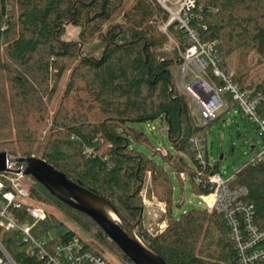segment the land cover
I'll return each mask as SVG.
<instances>
[{
  "label": "trees",
  "instance_id": "trees-1",
  "mask_svg": "<svg viewBox=\"0 0 264 264\" xmlns=\"http://www.w3.org/2000/svg\"><path fill=\"white\" fill-rule=\"evenodd\" d=\"M121 12L122 22L112 23ZM0 13V86L5 77L10 88V95L0 93V152L15 158H41L104 197L136 228L144 245L167 264H242L224 215L196 208L174 219L173 182L168 171L135 148L149 144L136 125L158 121L166 125L175 150L164 156L166 163L180 181H190L195 194L210 193V177L219 172L217 164L211 166L208 160L211 122L200 124L189 95L179 87L183 56L190 46L177 23L167 26L169 13L156 0H0ZM190 21L203 42H217L219 64L232 81L250 98L261 96L258 113L264 118V0H197ZM110 23L98 52L78 53V43L62 39L66 24L79 28L80 40L86 42ZM171 42L177 45L166 51ZM235 53L237 62L231 66L229 58ZM67 75L59 105L48 122L50 106ZM212 75L209 69L208 76L216 81L230 109L232 96L221 92L223 83ZM39 83L46 89L48 109L36 88ZM34 103L43 113L35 122L17 117L21 106ZM201 150L206 152L205 167L197 160ZM147 175L152 183L149 196L154 195L167 208L169 226L158 235L144 224L140 193ZM37 185L29 194L34 200L60 207L64 219L133 264L89 217ZM239 186L248 189L244 200L254 207L255 223L264 227V165L239 171L232 187ZM13 213L22 224L31 222L26 210ZM63 226V220L48 214L32 235L43 240ZM66 228L49 243L51 253L75 237L81 239ZM81 240L103 264H112ZM0 244L15 264H48L30 254L32 244L22 242L17 230L6 232L0 227ZM0 260L7 263L1 249Z\"/></svg>",
  "mask_w": 264,
  "mask_h": 264
},
{
  "label": "built area",
  "instance_id": "built-area-1",
  "mask_svg": "<svg viewBox=\"0 0 264 264\" xmlns=\"http://www.w3.org/2000/svg\"><path fill=\"white\" fill-rule=\"evenodd\" d=\"M156 1L170 15L167 26L177 23L178 27L186 32L190 47L183 56L184 65L181 69L180 86L182 91L189 95L194 114L196 115L197 109L202 113L204 120L199 121L200 124L206 125L215 121L217 119L215 112L218 108L226 106L225 111L230 110L222 100L217 87L214 88L200 76L208 73V70L211 69L212 76L223 83L220 88L221 92L229 93L232 96L239 111L255 126V130L263 139L260 150L250 158L246 166L264 165V118L258 113V107L262 101L261 96L250 98L243 92L219 64L217 42H203L199 34L191 27L192 11L197 6V0ZM167 26L163 28L164 32ZM193 77L194 79L190 84L185 83V80ZM209 105L210 109L207 108ZM147 126L155 130L154 126L150 124ZM197 160L203 167L207 165L204 150L198 153ZM24 170L25 166L12 163L8 165L7 171L0 172V227L6 232L19 231L22 242L32 244L30 254L38 255L41 259H45L48 264H103L101 257L87 250L84 242L78 237L55 247L52 253L48 250L49 243L55 238L51 233L48 238L43 240H37L33 237V229L39 222H43L47 218V211L40 207H27L17 200L18 195L28 197L31 194L23 187L24 181L29 182ZM181 178L186 180L184 174H181ZM235 180L236 175L230 179H225L220 172L215 173L209 180L210 193L199 196L202 201L197 208L207 209L210 213L212 211L222 213L231 228L242 264H257L264 261V227H259L255 223L254 207L244 200L249 194L248 189L244 186L233 188L232 184ZM141 194L145 197L146 191L143 189ZM144 201L146 202V198ZM19 209L26 210L31 222L22 224L13 213L14 210ZM162 211L165 212L164 209ZM3 253L7 263L0 260V264H15L5 252Z\"/></svg>",
  "mask_w": 264,
  "mask_h": 264
},
{
  "label": "rangeland",
  "instance_id": "rangeland-1",
  "mask_svg": "<svg viewBox=\"0 0 264 264\" xmlns=\"http://www.w3.org/2000/svg\"><path fill=\"white\" fill-rule=\"evenodd\" d=\"M131 5V2L126 4V9ZM123 12H121L112 23H121V17ZM111 25L106 24L100 35H97L92 40H87L82 42L80 40V29L71 24H66L65 33L62 36V39L68 42L78 43V53L83 54H92V52H98L101 36L106 32L108 27ZM176 42H171L170 45L166 47V51H171L172 46H176ZM256 59V58H254ZM237 54H233L229 58V63L231 66L236 65ZM206 81H208L214 88H216V81L208 76V73L201 74ZM68 75L65 77L64 81L60 84L57 96L50 106V114L48 122H51V119L59 105L61 96L64 91L65 81H67ZM182 78V77H181ZM179 87L181 89L180 83ZM193 78L185 80L186 84H190ZM2 85L0 86V93L3 90L6 95H10V88L8 83L5 82V77H3ZM52 86V82H49V88ZM41 96H44V103L47 106V96L45 93V87L41 88L40 83L36 87ZM226 102V100H224ZM192 104V102H191ZM230 110L225 112L226 106L218 108L216 110L217 119L210 123L209 128L207 129V150H208V160L211 166L217 164V170L222 174V177L225 179H230L234 175H237L239 171L243 170L247 163L250 161V158L253 157L261 148L263 139L255 130V126L249 121V119L243 115L236 104H228ZM49 106V105H48ZM47 106V109H48ZM41 108L34 105H29L28 107L19 108L17 117L23 120H29L30 122H35L43 113L39 111ZM45 109V108H44ZM45 112V111H43ZM196 118L198 121H202L203 115L196 110ZM150 124L155 127V130H152L147 126ZM139 131L146 134L149 139L148 145L137 144L135 146L136 150L146 155L148 158H151L158 165L163 166L167 171L168 175L173 182V206H172V217L174 219H179L183 215L188 214L190 211L196 209L201 203L202 199L199 195L195 194L192 185L189 180L182 182L179 180L177 172L174 169H171L166 163L164 156L167 154H175V150L168 138V128L166 125L161 126L160 122H150L146 124L136 125ZM253 147H255L253 149ZM222 157V159H221ZM185 159V156H182ZM190 167L194 168V163H190ZM27 181L23 182V187L32 192L33 187H37L39 184L33 177L28 176ZM151 176L147 175L145 178V183L143 189L146 191V196L140 193L142 197L143 206H144V224L147 226L151 234L157 235L162 234L169 226V220L167 218V208L164 203L158 201V199L151 195L149 196L151 187ZM143 191V190H142ZM146 198V202L144 199ZM17 200L20 201L23 205L27 207H40L47 211V216L55 215L57 218L63 220L65 226L62 227L60 231H52L51 235L57 237L60 233L64 232L68 227L71 230H74L81 239L88 243L92 248L99 251L103 258L112 264H129L121 254L117 253L115 249L109 248L101 244L100 242L91 239L85 233L77 227L70 219H64L65 213L61 210L60 207L42 205L32 198V196L22 197L17 196ZM165 210V212L162 211ZM163 230V232H162ZM162 232V233H161ZM1 249V248H0ZM2 250V249H1Z\"/></svg>",
  "mask_w": 264,
  "mask_h": 264
},
{
  "label": "water",
  "instance_id": "water-1",
  "mask_svg": "<svg viewBox=\"0 0 264 264\" xmlns=\"http://www.w3.org/2000/svg\"><path fill=\"white\" fill-rule=\"evenodd\" d=\"M12 163L25 166L24 173L27 177H33L57 200L95 222L133 264H167L162 257L144 245L136 233V228L104 197L69 179L65 173L41 158H15L7 152H0V172L7 171L8 165ZM0 248L5 252L1 244ZM5 254L12 260L7 252Z\"/></svg>",
  "mask_w": 264,
  "mask_h": 264
},
{
  "label": "bare ground",
  "instance_id": "bare-ground-1",
  "mask_svg": "<svg viewBox=\"0 0 264 264\" xmlns=\"http://www.w3.org/2000/svg\"><path fill=\"white\" fill-rule=\"evenodd\" d=\"M207 108L210 109V105Z\"/></svg>",
  "mask_w": 264,
  "mask_h": 264
}]
</instances>
